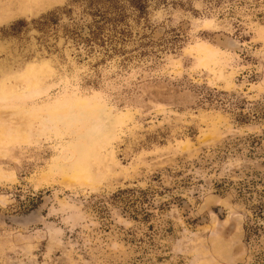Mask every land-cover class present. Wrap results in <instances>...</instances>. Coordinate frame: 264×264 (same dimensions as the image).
Wrapping results in <instances>:
<instances>
[{
	"label": "rangeland",
	"instance_id": "rangeland-1",
	"mask_svg": "<svg viewBox=\"0 0 264 264\" xmlns=\"http://www.w3.org/2000/svg\"><path fill=\"white\" fill-rule=\"evenodd\" d=\"M0 264H264V0H0Z\"/></svg>",
	"mask_w": 264,
	"mask_h": 264
},
{
	"label": "water",
	"instance_id": "water-1",
	"mask_svg": "<svg viewBox=\"0 0 264 264\" xmlns=\"http://www.w3.org/2000/svg\"><path fill=\"white\" fill-rule=\"evenodd\" d=\"M38 216H39L38 212H34L33 214H31L30 216H27V217H21V218L12 217L9 220L11 222L20 224L22 221L31 220L33 218H37Z\"/></svg>",
	"mask_w": 264,
	"mask_h": 264
},
{
	"label": "flooded vegetation",
	"instance_id": "flooded-vegetation-1",
	"mask_svg": "<svg viewBox=\"0 0 264 264\" xmlns=\"http://www.w3.org/2000/svg\"><path fill=\"white\" fill-rule=\"evenodd\" d=\"M230 46V47H229ZM235 47H237V42H235V41H230L229 43H228V45H227V49L228 48H235ZM220 212H221V210H220Z\"/></svg>",
	"mask_w": 264,
	"mask_h": 264
},
{
	"label": "bare ground",
	"instance_id": "bare-ground-1",
	"mask_svg": "<svg viewBox=\"0 0 264 264\" xmlns=\"http://www.w3.org/2000/svg\"><path fill=\"white\" fill-rule=\"evenodd\" d=\"M21 89V88H20Z\"/></svg>",
	"mask_w": 264,
	"mask_h": 264
}]
</instances>
